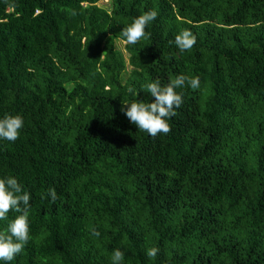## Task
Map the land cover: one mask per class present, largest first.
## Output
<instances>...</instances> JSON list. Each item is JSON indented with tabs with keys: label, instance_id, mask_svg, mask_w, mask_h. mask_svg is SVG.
Returning <instances> with one entry per match:
<instances>
[{
	"label": "trees",
	"instance_id": "1",
	"mask_svg": "<svg viewBox=\"0 0 264 264\" xmlns=\"http://www.w3.org/2000/svg\"><path fill=\"white\" fill-rule=\"evenodd\" d=\"M100 1L0 0V119L24 121L0 179L31 197L29 242L0 264H264V0ZM153 10L126 61L122 29ZM178 75L200 87L152 138L122 105Z\"/></svg>",
	"mask_w": 264,
	"mask_h": 264
},
{
	"label": "clouds",
	"instance_id": "2",
	"mask_svg": "<svg viewBox=\"0 0 264 264\" xmlns=\"http://www.w3.org/2000/svg\"><path fill=\"white\" fill-rule=\"evenodd\" d=\"M156 11H148L133 20V22L122 29L121 35L124 45H134L146 36L145 28L157 18ZM150 35V34H148ZM180 52L190 50L196 43L193 33L185 29L175 36L173 42ZM198 89L200 87L199 77H189L178 75L170 83L161 86L157 80L146 84V91L154 98L153 102L144 103L137 99L132 100L127 105L126 110L123 105L121 110L134 124L138 130L146 132L150 137L155 138L158 134L167 135L171 131L169 119L177 115L176 109L183 104L181 94L176 89L183 87ZM127 91L132 96L137 97L138 91L129 87ZM24 121L20 115H5L0 119V139L15 142L23 128ZM47 198L51 203H55L58 195L55 189H48ZM45 197L42 196V199ZM30 194L23 190L22 186L13 177L0 179V221L7 219L9 211L14 210L19 213L8 223L6 229L0 231V261L11 262L23 251L29 242V208ZM93 237H99L100 233L95 228L91 230ZM159 252L156 247L149 248L146 255L155 258ZM112 264H122L124 253L116 249L112 253Z\"/></svg>",
	"mask_w": 264,
	"mask_h": 264
},
{
	"label": "rangeland",
	"instance_id": "3",
	"mask_svg": "<svg viewBox=\"0 0 264 264\" xmlns=\"http://www.w3.org/2000/svg\"><path fill=\"white\" fill-rule=\"evenodd\" d=\"M101 3H105V1H104V0H101L98 4L101 5ZM123 45H124V44L121 43V41H117V47H118L120 50L123 51L124 57H125V59H126V61H127V54H126L125 50L123 49ZM129 68H130V67H129L127 64H125L124 72L127 73L128 70H129Z\"/></svg>",
	"mask_w": 264,
	"mask_h": 264
},
{
	"label": "built area",
	"instance_id": "4",
	"mask_svg": "<svg viewBox=\"0 0 264 264\" xmlns=\"http://www.w3.org/2000/svg\"><path fill=\"white\" fill-rule=\"evenodd\" d=\"M106 2V0H104Z\"/></svg>",
	"mask_w": 264,
	"mask_h": 264
}]
</instances>
